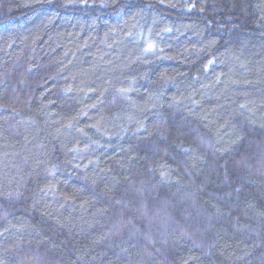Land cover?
Wrapping results in <instances>:
<instances>
[{"label": "trees", "instance_id": "1", "mask_svg": "<svg viewBox=\"0 0 264 264\" xmlns=\"http://www.w3.org/2000/svg\"><path fill=\"white\" fill-rule=\"evenodd\" d=\"M0 264H264V0H0Z\"/></svg>", "mask_w": 264, "mask_h": 264}, {"label": "snow or ice", "instance_id": "2", "mask_svg": "<svg viewBox=\"0 0 264 264\" xmlns=\"http://www.w3.org/2000/svg\"><path fill=\"white\" fill-rule=\"evenodd\" d=\"M148 47H149V49H151L153 47V45L149 44Z\"/></svg>", "mask_w": 264, "mask_h": 264}]
</instances>
